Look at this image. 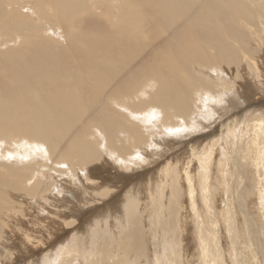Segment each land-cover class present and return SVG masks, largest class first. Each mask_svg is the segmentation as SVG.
Listing matches in <instances>:
<instances>
[{
    "label": "bare ground",
    "instance_id": "obj_1",
    "mask_svg": "<svg viewBox=\"0 0 264 264\" xmlns=\"http://www.w3.org/2000/svg\"><path fill=\"white\" fill-rule=\"evenodd\" d=\"M263 47L264 0H0V264H264Z\"/></svg>",
    "mask_w": 264,
    "mask_h": 264
},
{
    "label": "rangeland",
    "instance_id": "obj_2",
    "mask_svg": "<svg viewBox=\"0 0 264 264\" xmlns=\"http://www.w3.org/2000/svg\"><path fill=\"white\" fill-rule=\"evenodd\" d=\"M264 47H263V49H262V55L264 54ZM262 57H264V55L262 56ZM263 59V58H262ZM264 60V59H263ZM264 62V61H263ZM263 68H264V65H263ZM254 87V86H253ZM252 89V90H251ZM254 89V90H253ZM250 90H251V93L252 94H249V92H250ZM249 91V92H248ZM248 91H247V93H248V95H250V96H252L253 97V99L255 98V99H259V98H262V99H264V92H262L260 89L259 90H257V89H255V88H252V86H250V84H249V89H248ZM255 92V93H254ZM256 93H258V94H256ZM253 94H255V96H253ZM257 97H259V98H257ZM254 99V100H255ZM25 216H26V218H29L30 217V214H25ZM26 218H25V221H26ZM80 221H82V222H80ZM93 219H90V218H86V219H83V220H77V221H75V223H73L72 225L73 226H77L78 227V229H77V236H81V237H83L84 236V234L87 232V230H89L92 226H93ZM88 222V223H87ZM79 223V224H78ZM81 223V224H80ZM16 224H17V226L19 227V228H17V226H16ZM18 224H20V225H18ZM23 223L21 222V223H15V224H13V226H14V233H16L15 235L14 234H11L10 236L11 237H9V238H13V239H8L9 240V242L11 243V242H15V241H17V239L16 238H14V237H18L19 236V229L21 230V228L23 227H21V225H22ZM24 225V224H23ZM10 226H12V225H10ZM57 225H53L52 226V228H50V230H48V229H46L44 232L45 233H48L49 231H53V232H50V233H52V235L51 236H47V237H37V239H35L36 237H35V235L33 234V231H36L35 229L33 230V227L31 228V230H29V231H27L28 233H32V234H30L29 236L30 237H33V239H35V241H41V242H43V243H46V242H48V241H50V240H53V239H55V241H54V243L56 242V241H58V237H56L60 232L57 230V228H59V227H56ZM16 227V228H15ZM52 229V230H51ZM11 233H13V229L11 228ZM15 230H17V231H15ZM54 230H56V231H54ZM47 231V232H46ZM38 235H39V233H38ZM79 236V237H80ZM70 238V237H69ZM14 239H16L15 241H14ZM23 259H24V257H22ZM35 260H38L39 259V257L38 256H36V257H33ZM37 258V259H36ZM20 260V259H19ZM25 261H26V263H27V259H24ZM29 260V259H28ZM30 261H32V259L30 260Z\"/></svg>",
    "mask_w": 264,
    "mask_h": 264
}]
</instances>
